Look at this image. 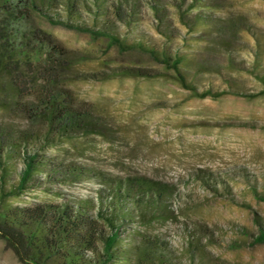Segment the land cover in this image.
<instances>
[{"label": "rangeland", "instance_id": "obj_1", "mask_svg": "<svg viewBox=\"0 0 264 264\" xmlns=\"http://www.w3.org/2000/svg\"><path fill=\"white\" fill-rule=\"evenodd\" d=\"M175 1L160 12L159 19L150 6H140L136 23L148 38L161 44L165 37L157 23L169 17L174 41L168 43L190 59L186 65L199 87L232 88L247 95L195 97L162 64L121 51L105 38L51 24L39 14L21 21L0 17L8 48L30 55L28 60L19 56L22 60L16 68L12 66L13 71L0 72V134L10 139L11 123L23 121L4 104L9 102L13 77L23 73L27 86L22 94L34 97L44 83L38 71L49 46H60L70 63L63 84L78 101L94 109L103 132L80 135L74 141L58 140L56 147L46 151L118 177L144 175L173 184L177 189L171 202L174 212L154 229L170 238L181 264H264V243L253 244L260 225L264 226V201L252 194L239 174L246 167L256 177L259 191H264V82L256 76L264 72V0H212L210 6L192 9L191 0ZM206 9L222 19L204 17L198 26L197 14ZM180 11L186 12L185 18L196 29L179 18ZM232 26L236 34L231 33ZM220 35L233 38L234 67L220 49ZM257 54L262 56L260 67ZM133 66L163 74L81 78L85 73ZM36 127L46 131L41 123ZM204 171L212 173L210 180L217 190L198 177ZM220 178L229 183V191ZM98 184L88 180L53 183L50 191L36 190L9 201L21 205L60 201L94 194ZM0 264H21L1 238Z\"/></svg>", "mask_w": 264, "mask_h": 264}, {"label": "trees", "instance_id": "obj_2", "mask_svg": "<svg viewBox=\"0 0 264 264\" xmlns=\"http://www.w3.org/2000/svg\"><path fill=\"white\" fill-rule=\"evenodd\" d=\"M187 0H180L184 3ZM212 0H191L189 8L211 5ZM148 5L158 18L175 0H0V17L4 20H27L39 14L54 25H61L95 38H105L121 51L145 55L173 72L179 85L199 98H219L227 93L247 95L232 88H200L186 64L190 59L168 41H174L169 17L161 18L157 28L165 39L161 44L148 38L139 23L140 6ZM178 8H182L179 5ZM204 13V15H203ZM198 13L195 19L202 26L205 17L222 19L212 9ZM187 25L186 12H178ZM211 20V19H210ZM218 21V20H217ZM161 24H163L161 26ZM128 29L123 32L122 28ZM196 29L195 25L190 26ZM237 28L231 27L236 34ZM220 46L231 66H236L233 38L219 36ZM28 44V42L26 43ZM9 41L0 25V72L12 70L27 53L8 48ZM60 46L50 45L40 65L42 88L34 97L22 94L26 88L23 73L11 80L7 109L15 111L23 120L11 123L10 139L0 134V238L21 264H181L170 238L154 226L166 222L174 212L172 197L177 190L173 184L144 175L118 177L91 166H83L47 148L57 146L58 140L74 141L80 135L103 132L102 122L94 109L78 101L63 84L70 63ZM256 65L263 64L257 54ZM30 66V63L28 64ZM163 74L157 69L141 66L117 67L111 71H94L81 75L82 79L105 80L118 76L153 78ZM264 82V72L256 73ZM259 93H248L257 95ZM13 106V107H12ZM42 124L46 131L37 129ZM243 176L252 194L264 201L256 177L242 166ZM209 175V176H208ZM212 173H198L206 186L216 189L210 180ZM254 178V179H253ZM97 181L94 194L63 198L60 201H32L15 204L18 198L36 190L50 191L53 183ZM227 187L229 183L220 178ZM217 190V189H216ZM191 234V232H189ZM264 243V226L253 244Z\"/></svg>", "mask_w": 264, "mask_h": 264}]
</instances>
